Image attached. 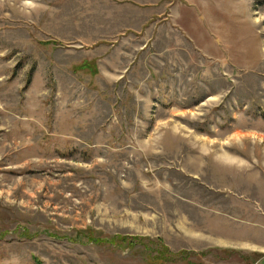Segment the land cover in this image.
I'll return each instance as SVG.
<instances>
[{
  "label": "rangeland",
  "instance_id": "rangeland-1",
  "mask_svg": "<svg viewBox=\"0 0 264 264\" xmlns=\"http://www.w3.org/2000/svg\"><path fill=\"white\" fill-rule=\"evenodd\" d=\"M0 264H264V0H0Z\"/></svg>",
  "mask_w": 264,
  "mask_h": 264
}]
</instances>
